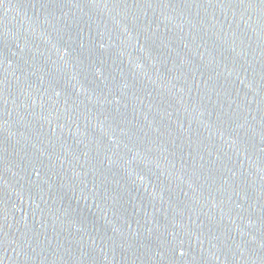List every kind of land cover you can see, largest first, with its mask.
<instances>
[{
	"label": "water",
	"instance_id": "1",
	"mask_svg": "<svg viewBox=\"0 0 264 264\" xmlns=\"http://www.w3.org/2000/svg\"><path fill=\"white\" fill-rule=\"evenodd\" d=\"M0 264H264V0H0Z\"/></svg>",
	"mask_w": 264,
	"mask_h": 264
}]
</instances>
